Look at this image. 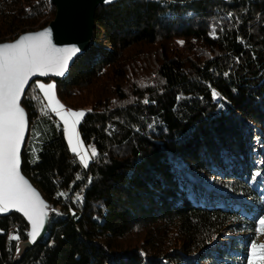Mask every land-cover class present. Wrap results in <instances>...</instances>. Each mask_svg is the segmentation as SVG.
I'll use <instances>...</instances> for the list:
<instances>
[{"label": "trees", "instance_id": "16d2710c", "mask_svg": "<svg viewBox=\"0 0 264 264\" xmlns=\"http://www.w3.org/2000/svg\"><path fill=\"white\" fill-rule=\"evenodd\" d=\"M54 16L49 0H0V44ZM53 80L86 109L78 133L97 156L81 165L31 82L21 173L48 226L16 260L28 224L0 214V264H251L264 245V0L98 5L88 49Z\"/></svg>", "mask_w": 264, "mask_h": 264}, {"label": "snow or ice", "instance_id": "6c2138e0", "mask_svg": "<svg viewBox=\"0 0 264 264\" xmlns=\"http://www.w3.org/2000/svg\"><path fill=\"white\" fill-rule=\"evenodd\" d=\"M105 2L110 3L111 0ZM79 51L77 47H55L48 29L37 34H25L16 42L0 45V214L12 210L22 213L31 225L30 243H35L45 228L48 206L20 173V149L28 123L21 107V97L31 77L49 73L63 75L69 61ZM37 87L43 92L51 111L63 122L72 152L87 168L90 158L96 157L97 152L94 147L90 151L84 150L77 134V125L85 114L64 109L55 99V85L39 84ZM218 95L213 92L214 99ZM144 102L148 103L147 100ZM260 224L264 230V218ZM11 239L19 240L20 237L13 235ZM257 248L260 249L259 256ZM257 259L264 260V245H252L251 264H255Z\"/></svg>", "mask_w": 264, "mask_h": 264}, {"label": "water", "instance_id": "95a60500", "mask_svg": "<svg viewBox=\"0 0 264 264\" xmlns=\"http://www.w3.org/2000/svg\"><path fill=\"white\" fill-rule=\"evenodd\" d=\"M118 1H121V0H111L110 3H106L105 0H49L51 5L55 8L54 19L44 29L36 31V32H29V33L21 34L13 41L6 42V43L16 42L20 37H22L25 34H37L45 29H48L51 31V40H52V44L55 47H58V48L77 47L80 49V51L75 56H73L72 59L69 61L68 68L64 72L63 75H54L52 73H49L48 75H45V76H39V75L33 76L30 78L28 85L25 87V91L27 90L31 82L35 80L64 78L68 74L69 69L72 66L75 58L83 54L89 47V41H90L92 30H93L94 12H95L96 7L98 5H101V6L111 5V4L117 3ZM6 43H2V44H6ZM22 98H23V95L21 97V100ZM25 116H26V113H25ZM26 119H27V116H26ZM27 131H28V123H27L25 134H24V142L21 145V149H20V173H21V152L25 144V140L27 137ZM21 175L23 176L22 173ZM24 179L27 180L25 177ZM28 183L31 185L29 181ZM32 188L38 193L40 198L43 200L40 193L33 186ZM11 212H16L24 218V220L27 222L28 227H29V232H28L29 234L31 232V225L29 221L27 220V218L24 217L22 213L17 212L15 210H12ZM49 213L50 212L48 211V215ZM47 226H48V217L46 219L45 228L41 232L40 236L37 238L35 243L29 242L30 238L28 235L27 241L20 242L19 244H17L20 247V251L17 252V248H16V253H15L16 260H19L27 250L31 249L34 245H36L43 238V236L46 233Z\"/></svg>", "mask_w": 264, "mask_h": 264}, {"label": "rangeland", "instance_id": "374dc122", "mask_svg": "<svg viewBox=\"0 0 264 264\" xmlns=\"http://www.w3.org/2000/svg\"><path fill=\"white\" fill-rule=\"evenodd\" d=\"M39 84H44L45 86H47V85H49V84H53V85H55V99L61 104V105H63V107H64V109H66V110H70V111H76V112H83L84 114L86 113V109H78V108H73V107H70L69 105H67V104H64L61 100H60V98L58 97V95H57V93H56V84H55V81L53 80V79H49V80H36L35 81V86H36V88L39 90V88L37 87V85H39ZM39 92H40V95H41V97H42V99H43V101H44V103H45V106L47 107V109H48V111H49V113L51 114V123L53 124V125H55L56 127H59V128H61V130H62V132H63V135H64V138H65V140H66V143H67V145H68V148H69V150L71 151V153H73L72 152V150H71V146L69 145V143H68V139H67V133L64 131V127H63V122L60 120V118H59V116H57L54 112H52L51 111V108H50V106H49V103H48V101H47V99L44 97V94H43V92H41L40 90H39ZM82 120V119H81ZM81 122V121H80ZM80 124V123H79ZM79 124L77 125V128H76V130H77V134H78V137H79V140L81 141V139H80V136H79V133H78V126H79ZM82 143V142H81ZM83 145V144H82ZM83 149L84 150H88L87 148H85V146L83 145ZM90 151V150H89ZM77 158H78V160L80 161V157L76 154V153H73ZM91 161V158H90V160H89V162ZM80 163H81V161H80ZM81 165H83L82 163H81ZM197 184L198 185H201L202 187H206V186H204L203 184H201V182L200 181H198L197 180ZM234 235L231 233V232H229V231H224V232H222L221 234H220V236H219V239H217L216 240V245H219V246H222L223 245V242H227L231 237H233ZM263 242H264V240H263ZM20 242H18L17 244H19ZM210 251H212V250H210ZM262 264H264V261H263V263Z\"/></svg>", "mask_w": 264, "mask_h": 264}]
</instances>
